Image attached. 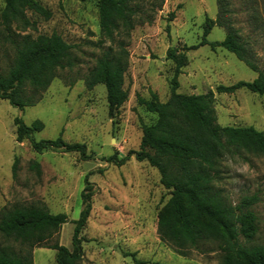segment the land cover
<instances>
[{"label":"rangeland","instance_id":"obj_1","mask_svg":"<svg viewBox=\"0 0 264 264\" xmlns=\"http://www.w3.org/2000/svg\"><path fill=\"white\" fill-rule=\"evenodd\" d=\"M37 1L50 16L26 10L34 27L22 30L13 24L12 30L32 37L55 32L73 48L70 65L56 70L34 105L18 109L0 99V215L13 207L35 205L67 217L56 233L32 248V264H56L55 250L46 247L53 243L71 248V220L77 219L82 207L80 193L86 174L93 195L80 233L81 264H134L133 256L146 264H222L216 242L203 241L179 254L160 239L157 217L170 191L160 184L154 167L133 155L119 166L107 158L138 150L142 126L153 122L155 114L136 97L148 99L151 90L160 101L168 98L172 57L183 56L177 92L213 91L210 109L215 126H253L264 133V96L245 88L233 93L216 90L218 85L264 75V0H226L225 25H214L205 36L208 41H220L229 30L235 33L256 70L223 48L200 44L205 19L218 16L217 0H129L135 10L132 28L120 26L114 42L100 33L98 0ZM3 6L0 0V12ZM5 35L0 24V74L14 55ZM117 41H123L128 52L123 76L128 97L110 116L103 84L87 87L85 77L104 50L117 48ZM17 117L27 125L35 119L42 122L43 128L32 134L35 140L61 134L66 142L83 143L89 157L81 159L77 152L62 149L33 151L27 139H15ZM33 162L38 171L31 167ZM217 169L213 186L228 203L238 205L244 197L254 198L248 209L256 216L257 232L249 244H264V157L228 148ZM2 246L21 248L0 234Z\"/></svg>","mask_w":264,"mask_h":264},{"label":"trees","instance_id":"obj_2","mask_svg":"<svg viewBox=\"0 0 264 264\" xmlns=\"http://www.w3.org/2000/svg\"><path fill=\"white\" fill-rule=\"evenodd\" d=\"M217 7L218 16L205 19L200 44H207L211 49L223 48L256 70L235 33L229 30L220 41L205 38L214 25H225L222 16L227 11L226 0H217ZM26 10L44 18L50 16V11L37 0H4L0 12V24L14 50L11 64L0 74V99H6L18 109L35 104L56 70L70 65L73 48L55 32L32 37L13 31V24L22 30L34 27ZM98 13L100 33L109 41L114 42L120 26L126 30L132 28L135 10L129 0H98ZM170 16L172 18L173 13ZM116 47L104 50L85 77L87 87L103 84L110 116L128 97V90L123 86L128 52L123 41H117ZM182 58L172 57L174 70L165 101H160L151 90L148 99L136 97L140 105L155 114L153 122L142 126L138 150L129 151L127 155L116 153L107 161L119 166L133 155L137 161H146L158 171L159 182L170 191V196L158 213L157 232L160 239L169 243L177 253L185 254L188 248L197 247L203 241H213L222 253V264H264V244H249L257 232L256 216L248 209L254 198L244 197L238 205H232L213 186L218 178L219 162L228 148L243 149L264 157V133L253 126H215L210 109L213 91L201 94L177 92ZM239 88L264 96V75L258 73L252 81L218 85L216 90L233 93ZM14 124L16 141L27 139L37 153L62 149L77 152L81 159L89 157L83 143L66 142L61 134L54 139L35 140L32 134L43 128L38 119L27 125L17 117ZM16 164L17 159L12 164L13 173ZM31 167L38 171L36 162ZM84 184L80 193L81 210L77 219L71 220V248L58 243L46 246L55 250L56 264H81L80 233L89 217L93 195L87 174ZM66 219L64 213L52 214L43 206L28 205L4 211L0 215V234L18 242L21 248L16 251L8 246L0 247V264H32V248L56 233ZM132 260L134 264H146L134 256Z\"/></svg>","mask_w":264,"mask_h":264}]
</instances>
